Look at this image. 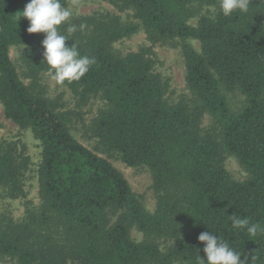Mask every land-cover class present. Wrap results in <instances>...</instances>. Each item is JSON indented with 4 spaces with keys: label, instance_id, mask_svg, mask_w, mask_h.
<instances>
[{
    "label": "trees",
    "instance_id": "16d2710c",
    "mask_svg": "<svg viewBox=\"0 0 264 264\" xmlns=\"http://www.w3.org/2000/svg\"><path fill=\"white\" fill-rule=\"evenodd\" d=\"M66 1L60 0L63 6ZM113 1L132 8L139 24L96 14L63 25L66 44L96 58L79 81L64 84L80 98L100 95L106 101L94 134L126 165L150 170L156 209L148 213L123 175L78 142L55 103L35 91L36 79L48 71L42 62L45 34L27 32L21 12L30 0H0V103L4 116L29 128L42 146L39 206L21 221L0 220V257L15 264H198V255L205 256L198 236L211 231L245 264H264V24L258 20L264 0H249L247 12L227 17L219 0ZM204 6L215 12L199 15ZM72 26L76 31L69 33ZM139 26L153 42H199L198 51L186 42L181 48L191 104L166 100L167 83L143 53L112 50L113 42ZM23 44H29L20 58L31 85L22 82L9 55L12 46ZM235 92L243 103L232 108L228 93ZM203 113L218 128V139L202 132ZM225 152L248 173L245 180L231 179ZM26 168L12 143L0 148L3 195H23ZM234 214L257 225V232L233 228ZM132 226L173 242L164 251L151 239L136 242Z\"/></svg>",
    "mask_w": 264,
    "mask_h": 264
},
{
    "label": "rangeland",
    "instance_id": "374dc122",
    "mask_svg": "<svg viewBox=\"0 0 264 264\" xmlns=\"http://www.w3.org/2000/svg\"><path fill=\"white\" fill-rule=\"evenodd\" d=\"M72 3L73 0H67L65 7H71ZM76 3L78 8L74 9L73 16L59 26L60 33H62V26L67 24L70 26L74 19L96 14H109L117 17L122 23L139 24L132 8H120L113 0H76ZM214 12L215 7L204 6L199 15L213 14ZM198 16L191 18L189 23L196 24ZM258 20L264 24V14L260 15ZM184 42L190 44L197 51L200 49V44L195 39L181 40L175 38L153 42L149 39L146 30L139 26L132 35L113 42L111 48L122 55L131 52L143 53L146 58L151 60L153 71L158 73L167 83L166 100L171 104L179 100L191 104L193 95L186 85L185 63L181 51ZM28 45L12 46L9 50L10 58L25 85H31L32 81L26 77V70L20 57L22 50ZM34 88L38 94L55 103V110L65 121L71 135L85 147L107 159L123 175L143 208L148 213H153L156 209L157 198L150 170L145 166L132 167L126 165L117 153L108 152L101 146L99 139L94 134L93 125L96 118L108 108L106 101L100 95L85 99L80 98L67 85L57 84L48 71L38 76ZM228 99L232 108L240 107L243 103V97L236 92L228 93ZM200 128L203 133L207 132L217 139L219 138V130L207 113H203L201 117ZM7 143H12L16 151L26 159L27 168L23 174L24 193L22 196L14 199L8 198L3 195L0 188V220L18 222L29 215V211L34 212L40 203L37 174L42 146L29 128L19 127L4 116L3 107L0 103V148ZM223 157L224 167L232 180L242 181L248 177V173L239 164L235 156L225 152ZM129 233L131 239L136 242L153 240L163 251L173 242V239L147 237L134 226L130 228ZM0 264L15 263L8 258L0 257ZM176 264L183 263L178 262Z\"/></svg>",
    "mask_w": 264,
    "mask_h": 264
},
{
    "label": "clouds",
    "instance_id": "9594fccd",
    "mask_svg": "<svg viewBox=\"0 0 264 264\" xmlns=\"http://www.w3.org/2000/svg\"><path fill=\"white\" fill-rule=\"evenodd\" d=\"M249 0H219V9L224 16H230L235 11L247 12ZM78 8L76 0H73L71 7H65L60 0H30L21 12L24 18L29 21L27 32L44 33L42 40L44 49L42 62L48 66L51 78L59 85L65 82L79 81L96 63L95 57L87 55L81 56L77 46L66 44L69 38L59 32V26L68 21L74 14V9ZM84 26L81 25V28ZM76 27L68 28L69 33H74ZM233 228H244L249 225L247 218L232 215ZM258 226L253 224L247 227L250 234H255ZM198 241L202 242V258L198 255V264H245L238 253L229 242L221 239L211 231L202 232L198 236Z\"/></svg>",
    "mask_w": 264,
    "mask_h": 264
}]
</instances>
